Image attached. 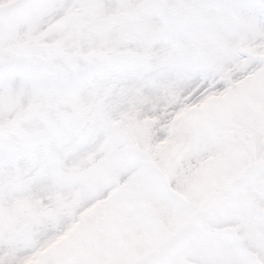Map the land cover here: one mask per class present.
<instances>
[{
    "label": "snow or ice",
    "instance_id": "6c2138e0",
    "mask_svg": "<svg viewBox=\"0 0 264 264\" xmlns=\"http://www.w3.org/2000/svg\"><path fill=\"white\" fill-rule=\"evenodd\" d=\"M0 264H264V0H0Z\"/></svg>",
    "mask_w": 264,
    "mask_h": 264
}]
</instances>
